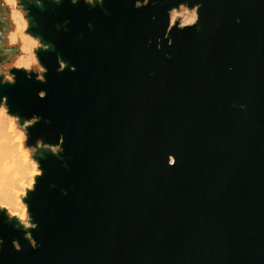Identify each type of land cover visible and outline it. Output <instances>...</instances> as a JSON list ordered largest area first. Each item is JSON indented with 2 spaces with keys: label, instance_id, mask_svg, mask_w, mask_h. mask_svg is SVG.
I'll list each match as a JSON object with an SVG mask.
<instances>
[{
  "label": "water",
  "instance_id": "obj_1",
  "mask_svg": "<svg viewBox=\"0 0 264 264\" xmlns=\"http://www.w3.org/2000/svg\"><path fill=\"white\" fill-rule=\"evenodd\" d=\"M133 3L30 10L47 82L12 69L0 96L63 152L27 199L39 247L3 225L0 264H264V0H202L171 46L177 0Z\"/></svg>",
  "mask_w": 264,
  "mask_h": 264
},
{
  "label": "clouds",
  "instance_id": "obj_2",
  "mask_svg": "<svg viewBox=\"0 0 264 264\" xmlns=\"http://www.w3.org/2000/svg\"><path fill=\"white\" fill-rule=\"evenodd\" d=\"M59 5L62 0H51ZM83 3L89 7L101 6L104 0H70L73 5ZM156 4L157 0H134L133 7L142 8ZM42 6V0H0V59L10 56L9 49L18 47L19 54L13 58L10 65L0 64V86L14 85L16 81L15 72L23 71L26 79H33L39 83H46L48 69L39 59V51L48 50L50 45L44 43L40 36L32 34L29 12L30 9L25 4ZM202 7V0H177V3L167 9V27L163 38L169 46L173 40L169 33L173 28L184 30L186 27L199 29V9ZM7 9V12H5ZM108 14L106 8L103 9ZM151 19L155 20L153 15ZM239 19L237 18V23ZM11 28H7L8 24ZM64 24L69 21L65 20ZM87 27L93 26L89 21ZM7 28V32L5 29ZM161 37H157L156 47L159 49ZM6 41V44H5ZM151 44V38L147 41ZM166 58H170L169 53H165ZM57 71L65 69V62L57 57ZM69 70L75 71L74 65H68ZM152 75V73H150ZM37 97L44 99L47 95L44 89H39ZM241 108L244 105H240ZM42 117L36 113L30 117L22 118L19 114L10 110L8 98L0 96V227L11 225L12 228L22 232L23 238L33 249L39 247L37 240L33 237L32 231L38 227V223L32 217L27 199L29 193L36 190L38 180L43 177L44 169L41 164L43 150H47L52 155L58 156L63 152L64 137L61 133L57 137L55 144L47 143L42 137L35 139L34 143H29L31 139L30 128L41 121ZM44 123L50 121L44 118ZM169 167L174 166L175 158L172 154L167 157ZM52 187V185H50ZM62 194H67L65 189H61ZM11 245L16 251H21L22 246L17 239L11 240ZM4 238L0 235V250L3 249Z\"/></svg>",
  "mask_w": 264,
  "mask_h": 264
},
{
  "label": "flooded vegetation",
  "instance_id": "obj_3",
  "mask_svg": "<svg viewBox=\"0 0 264 264\" xmlns=\"http://www.w3.org/2000/svg\"><path fill=\"white\" fill-rule=\"evenodd\" d=\"M59 5L63 6V7H73L72 6L73 4L70 3V0H62V3L59 4ZM59 5H56V4L52 3L51 0H42V6L46 7V8L54 9L56 6H59ZM25 6L28 7L30 10L39 8V7H36L34 5H29L27 3L25 4Z\"/></svg>",
  "mask_w": 264,
  "mask_h": 264
},
{
  "label": "rangeland",
  "instance_id": "obj_4",
  "mask_svg": "<svg viewBox=\"0 0 264 264\" xmlns=\"http://www.w3.org/2000/svg\"><path fill=\"white\" fill-rule=\"evenodd\" d=\"M5 12H7V9H5ZM7 28H11V24L9 23ZM7 28L5 29V32H7ZM6 44V41H5ZM10 56L5 57L3 61L0 62V64H3L5 66L10 65L13 63V58L19 54V48H11L9 49Z\"/></svg>",
  "mask_w": 264,
  "mask_h": 264
}]
</instances>
